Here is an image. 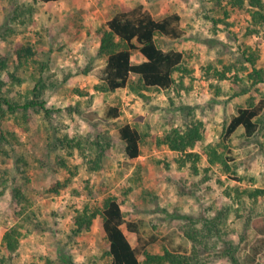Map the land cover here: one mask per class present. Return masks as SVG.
<instances>
[{
  "label": "rangeland",
  "instance_id": "rangeland-1",
  "mask_svg": "<svg viewBox=\"0 0 264 264\" xmlns=\"http://www.w3.org/2000/svg\"><path fill=\"white\" fill-rule=\"evenodd\" d=\"M138 4L156 19L181 15L184 38L158 37L157 43L165 51H185L191 75L183 86L166 92L144 90L139 96L126 88L103 93L97 89L105 62L98 56L97 32L118 11ZM218 19L225 22L215 24ZM18 45H30L33 58L20 64L13 52ZM0 54L8 59L5 93L24 103L40 79L41 100L52 110L49 115L19 110L0 122V137L3 133L8 139L0 142V255L7 254L3 233L12 227L20 231L11 264H65V259L68 264H110L101 220L76 234L73 217L76 209L99 206L111 196L120 202L126 221L146 238H158L148 248L152 254L164 248L189 254L192 242L185 227L195 222L201 229L221 215L219 237L207 248L198 247L204 264H264V193L250 196L255 189L264 191V113L251 137L242 128L224 136L239 106L264 98V82L234 96L252 70L246 56L252 54L264 70V22L254 25L248 9H232L227 0H0ZM142 60L133 54L134 63ZM215 71L225 72V78H215ZM110 107L121 110L120 118L105 117ZM191 123L201 124L202 139L186 150L202 157L195 162L197 173L192 160L158 145L164 133L183 131ZM124 124L143 135L135 160L125 155L118 138ZM64 136L101 143L102 168L86 170L76 151L61 147L58 139ZM205 148L230 159L228 166L211 163ZM56 182L65 184L58 195L50 192ZM123 229L134 245L135 234Z\"/></svg>",
  "mask_w": 264,
  "mask_h": 264
},
{
  "label": "trees",
  "instance_id": "trees-1",
  "mask_svg": "<svg viewBox=\"0 0 264 264\" xmlns=\"http://www.w3.org/2000/svg\"><path fill=\"white\" fill-rule=\"evenodd\" d=\"M44 3H54L61 0H40ZM232 9H248L254 25L264 22V5L261 0H227ZM225 22L223 19L215 20V24ZM253 32V31H249ZM186 35L183 20L179 13H171L161 19H156L150 10L143 4L118 11L105 26L97 32L99 39L98 56L105 59L99 68L97 78L100 84L98 90L103 93L115 92L121 89H130L139 96H144V90H156L166 92L172 87L183 86L185 76L191 75L192 68L188 67L185 58L186 52L180 50H163L157 43L158 37L169 40H181ZM14 55L20 64L28 62L33 58L35 52L30 45H18L13 48ZM137 52L143 58L142 61L134 63L133 54ZM246 63L252 67L247 74V79L240 82V89L234 96L246 95L252 88L264 82V70L259 69L252 54L244 58ZM8 67L7 57L0 54V122L6 117L15 115L19 110L26 112L30 109H39L49 115L52 110L46 107L45 101L41 100L44 85L39 79L32 90V98L24 103H18L15 99L5 93L6 82L3 74ZM211 67L206 68L207 71ZM177 75V78L174 76ZM138 77L132 81L131 77ZM215 78L223 80L225 72H214ZM13 78V76H12ZM264 113V98L253 102L249 100L245 106H239L236 113L230 118L224 129V136L230 137L238 128H242L245 136L251 137L259 129L260 117ZM122 115L118 107H110L105 113L108 119H118ZM200 123L186 124L184 130L175 128L158 139V145L166 144L170 149L180 152L186 160H192V170L197 173L195 162L201 160L199 153L187 152L188 148H194L202 139ZM14 138L15 133H10ZM118 138L124 146L125 155L135 160L141 155V145L144 144L142 133L130 124H124L118 129ZM61 147L70 153L76 151L81 165L89 172H96L102 168L105 148L101 143L86 137L64 136L58 139ZM8 142L2 133L0 142ZM1 151V147H0ZM204 153L211 163L221 162L228 166L227 161L220 152L215 149L205 148ZM185 163V160H180ZM65 188L64 183L56 182L51 186L50 192L58 195ZM264 193L261 189H255L250 196L256 198ZM101 220L104 239L108 243V254L111 257L110 264H204L199 258V248H207L213 237H219L223 219L221 215L213 218L201 229H197L195 222L185 227L184 235L192 242V251H174L163 249L162 254H152L148 251L149 246L158 241L154 235L146 238L141 234L134 222L126 221L121 204L116 197H108L99 206L84 205L75 210L73 217L74 233L91 230L96 219ZM135 234L133 245L123 227ZM20 231L12 227L5 231L1 238L2 248L7 254L0 255V264H11L12 256L19 246L18 236ZM199 247V248H198ZM206 250V249H205ZM63 263L68 264L66 259Z\"/></svg>",
  "mask_w": 264,
  "mask_h": 264
},
{
  "label": "crops",
  "instance_id": "crops-1",
  "mask_svg": "<svg viewBox=\"0 0 264 264\" xmlns=\"http://www.w3.org/2000/svg\"><path fill=\"white\" fill-rule=\"evenodd\" d=\"M154 16V15H153Z\"/></svg>",
  "mask_w": 264,
  "mask_h": 264
}]
</instances>
